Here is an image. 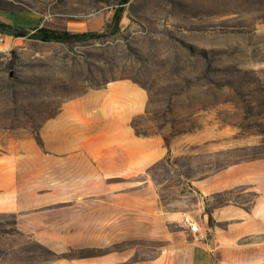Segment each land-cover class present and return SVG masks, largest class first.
Here are the masks:
<instances>
[{
  "label": "rangeland",
  "instance_id": "obj_1",
  "mask_svg": "<svg viewBox=\"0 0 264 264\" xmlns=\"http://www.w3.org/2000/svg\"><path fill=\"white\" fill-rule=\"evenodd\" d=\"M122 1L0 0L4 22L15 18L28 30L71 35L49 43L12 36L0 51V153L19 139L38 138L69 101L132 80L149 95L134 121L137 133L160 136L169 148L149 171L163 209H183L202 226L193 183L264 159V0ZM228 199L251 206L255 194L218 202ZM14 222V215L0 214V264H169L172 257L167 241L58 253L20 236ZM182 225L171 229L186 231ZM254 257V250L241 254L237 264H255Z\"/></svg>",
  "mask_w": 264,
  "mask_h": 264
},
{
  "label": "crops",
  "instance_id": "obj_2",
  "mask_svg": "<svg viewBox=\"0 0 264 264\" xmlns=\"http://www.w3.org/2000/svg\"><path fill=\"white\" fill-rule=\"evenodd\" d=\"M11 24L21 23L14 18ZM1 36L0 51L7 50L12 36ZM148 102L138 84L115 80L65 104L41 126L40 140L13 142L0 153V214L14 215L20 236L58 253L167 241L169 264H237L238 256L252 250V261L264 264V159L230 165L193 183L200 196L195 217L208 240L191 242L189 227H171L195 219L183 209L164 210L149 178L169 148L160 136L137 133L134 121ZM249 192L255 194L251 206L218 202Z\"/></svg>",
  "mask_w": 264,
  "mask_h": 264
},
{
  "label": "trees",
  "instance_id": "obj_3",
  "mask_svg": "<svg viewBox=\"0 0 264 264\" xmlns=\"http://www.w3.org/2000/svg\"><path fill=\"white\" fill-rule=\"evenodd\" d=\"M130 0H123L122 4L125 5L129 2ZM122 10H119V13L117 14L116 21H120V16ZM0 34L4 36H13L15 38H30V39H35V40H40L42 42H59V41H64L70 37V33H61L53 30H49L46 28H37V29H32L28 30L23 27L15 26L13 24L4 22L0 20ZM95 35H92L90 33H80L76 35V37L79 38H87V37H94ZM38 140H40L38 138ZM210 225H213V219L212 217L210 218L209 221Z\"/></svg>",
  "mask_w": 264,
  "mask_h": 264
},
{
  "label": "built area",
  "instance_id": "obj_4",
  "mask_svg": "<svg viewBox=\"0 0 264 264\" xmlns=\"http://www.w3.org/2000/svg\"><path fill=\"white\" fill-rule=\"evenodd\" d=\"M4 42V37H0V43ZM186 225L190 229V233L192 234V240L194 243H203L208 240V235L203 228L193 221L192 219H186Z\"/></svg>",
  "mask_w": 264,
  "mask_h": 264
}]
</instances>
